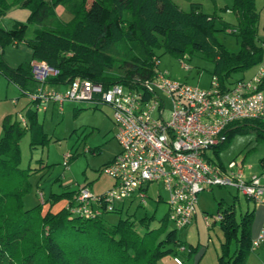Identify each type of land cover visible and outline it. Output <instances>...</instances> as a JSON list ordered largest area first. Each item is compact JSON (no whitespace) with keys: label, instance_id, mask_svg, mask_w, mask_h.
<instances>
[{"label":"trees","instance_id":"obj_1","mask_svg":"<svg viewBox=\"0 0 264 264\" xmlns=\"http://www.w3.org/2000/svg\"><path fill=\"white\" fill-rule=\"evenodd\" d=\"M58 5L71 18L55 19L48 25L46 21L54 16ZM12 6L26 8L29 14L25 22L12 29L0 28V74L26 94L33 93L36 85L30 62L12 67L2 51L23 40L28 24L41 25L28 45L32 59L44 61L57 71L54 77L45 79L50 83H69L79 76L108 87L134 76L148 78L154 72V50L161 49L177 58L200 52L212 62L211 75L224 87L233 73L253 67L264 56L257 42L259 14L255 0H233L230 10L235 24L203 12L200 3L182 10L172 0H0V18ZM217 29L236 30L230 33L240 41L237 52L216 40ZM26 118V127L9 114L2 120L0 264H156L184 245L176 227L168 228L167 217L153 229L149 226L153 215H144L138 223L146 231L140 234L136 221L129 216L105 225L102 218L72 215L67 205L55 212L49 207L44 210L42 202L24 209L23 197L32 189L29 178L34 170L21 166L20 139L28 130L31 148L49 141L37 112L27 110ZM250 130H256V138L264 142V119L234 121L223 130L214 153L218 155L235 134ZM260 160L264 162V157ZM218 163L222 164L220 160ZM73 192L51 193L44 203L50 206L61 198L69 201ZM220 209L223 240L218 264H246L252 251L254 210L236 218L233 205Z\"/></svg>","mask_w":264,"mask_h":264},{"label":"built area","instance_id":"obj_2","mask_svg":"<svg viewBox=\"0 0 264 264\" xmlns=\"http://www.w3.org/2000/svg\"><path fill=\"white\" fill-rule=\"evenodd\" d=\"M261 46L264 49V42ZM31 66L32 76L39 82L57 72L44 61ZM157 66L158 58L154 57L151 77L134 76L108 87L75 76L63 92L38 87L28 94L33 101H54L61 106L66 100L88 101L93 107H108L111 111L120 151L102 166L101 172L113 180V185L99 194L87 185L80 186L67 200L70 213L97 219L106 213H120L126 201L141 206L153 183H161L167 191L166 217L176 228L191 223L198 193L213 186L234 187L247 199L264 205V162L260 172L255 173L243 158L219 164L207 153L221 142L223 130L230 123L264 119V56L249 78L224 87L213 75L207 88L171 80L155 69ZM20 121L25 125L23 117ZM71 157L66 153L63 165ZM221 218L218 213L215 221ZM204 220L210 224L208 215H204ZM261 246L264 223L251 238L252 250ZM177 251L187 249L181 245ZM173 261L183 263L177 256Z\"/></svg>","mask_w":264,"mask_h":264},{"label":"rangeland","instance_id":"obj_3","mask_svg":"<svg viewBox=\"0 0 264 264\" xmlns=\"http://www.w3.org/2000/svg\"><path fill=\"white\" fill-rule=\"evenodd\" d=\"M258 10L261 11L259 21L260 27L264 26V0H255ZM14 7V6H12ZM9 8L2 16H6ZM56 8V7H55ZM66 10L60 5V9H54V16L47 20L48 25H52L57 19V16ZM226 19L233 20L231 14H224ZM36 24H28L25 31V36L32 35V27ZM220 24L217 23V28ZM214 37L218 42L226 46L230 51L238 50V40L233 35L224 34L220 30L214 32ZM11 45V44H9ZM14 46L9 47L7 56L13 54ZM155 57L158 58L157 70L164 72L166 76L178 82H186L189 84L198 85L202 88H207L210 84L211 71L213 64L210 60L203 57L200 52H194L190 56L177 58L171 53L164 52L161 49L154 50ZM183 62L189 67H182ZM235 72L234 74H240ZM42 83V82H41ZM40 85V83H38ZM43 84V83H42ZM62 88V87H58ZM27 95L21 93L12 82L8 81L4 75L0 74V136L3 134L2 120L4 116L14 115L19 112L25 113L27 109L36 110L34 103H29ZM46 106L43 110L42 106ZM61 105L57 102H42L37 108L38 122L42 130L47 134L49 141L45 144H37L31 148L29 146V131L27 130L24 136L20 139L19 146L21 152V166H31L34 173L30 176L29 181L32 189L23 197V208L30 209L38 202L43 203V209L48 207L55 212L66 206V199L61 198L49 206L44 203L45 199L51 193L61 194L66 191H75L86 182L92 183V189L99 194L108 190L112 186V179L101 172L102 162L109 152L118 148L116 139L114 138L115 129L111 120L102 112L99 107H93L88 101L66 100ZM257 131L250 130L247 133L235 134L226 146L216 155L213 149L207 151L208 156L216 163L220 160L223 164H227L231 160H238L246 156V166L253 167L255 172H258L257 165L259 159L264 156V142H260L257 138ZM99 146L100 152H90V148ZM69 153L73 156L67 165H63L64 155ZM39 182V188L36 189ZM37 190V191H36ZM148 198L145 203L139 206L138 202H134L127 210L120 213H106L102 220L105 225L115 224L119 218L130 217L135 220L138 232L143 234L146 227L138 223V220L146 215L152 216L149 222L150 228H159L162 220L166 219L168 205L167 191L161 183H153L147 190ZM221 204V205H220ZM236 213V218H239L246 210L255 208L256 216L264 213V206L247 199L243 194L238 192L236 188L230 186H213L210 190H202L197 197L198 215L206 214L209 217V223L214 225L210 229H206L202 220L196 221L195 225L188 228H176L177 237L187 244H196L199 240L200 249L202 244L208 242L209 250L220 251V245L223 240L222 232L218 220L213 224L218 213H221V208L232 206ZM168 228L175 226L168 222ZM208 236L210 239L208 240ZM259 248L252 250L246 264H261L264 260V254L258 255ZM179 257L187 264L184 252H178ZM172 260V256L167 254L159 259L156 264H168ZM264 264V263H262Z\"/></svg>","mask_w":264,"mask_h":264},{"label":"crops","instance_id":"obj_4","mask_svg":"<svg viewBox=\"0 0 264 264\" xmlns=\"http://www.w3.org/2000/svg\"><path fill=\"white\" fill-rule=\"evenodd\" d=\"M172 1L182 10H188V8H189L191 3H200L203 12H205L207 14L215 13L218 17H220L225 22H228L230 24H235V16L232 13V11L230 10V7H231V5L233 3V0H172ZM223 8H225V10H223ZM58 9H60V5H58L55 8V10H58ZM256 9H257V12L259 14V21H260L261 11L258 10L257 4H256ZM28 14H29L28 9L20 7V6H14V7H12V9H10L7 12L6 16H1V18H0V28H2L4 30L12 29L16 24L25 22L27 20ZM224 14H229V15L232 14L234 16V19L233 20L226 19ZM70 18H71V14L69 12L65 11V10L61 14H59V16H57V19H60V20H63V21H68V20H70ZM40 27H41V25H37V24L32 26V27H29V28H32V30H33L32 31V35L33 36H34V32L36 31V29H38ZM223 33L224 34L233 35L234 37H236L235 34L230 33L228 31V29L225 30ZM33 36H25L24 35V38H23L22 41L14 42L11 45H7V46L4 47V49L2 51V56H3L4 60L10 66L17 67L20 63H23V62H30V64L32 65V63L37 61V60H34V59L31 58L32 50H31L30 46L28 45V42L32 39ZM236 39L238 40V43L240 44L239 39L237 37H236ZM257 42L259 44L264 42V26L260 27L259 22H258V40H257ZM12 46H14L13 50H15V52L13 54H9V57H8L7 56V50H8L9 47H12ZM238 49H239V46H238ZM231 52H233V51H231ZM256 67H257V64L254 65L253 67L245 70V71H242V73H240V74L235 75L233 73L229 77V79L227 81V84L228 83L231 84L232 82H234V81H236L238 79H247V78H249L254 73V71L256 70ZM54 76H55V74L47 76V78L48 77L52 78ZM35 81H36V83H35L36 85H35V88H34V92L37 90L38 87H42L44 90H56V91H59V92H63V91L66 90V88L68 86V83H50V82H45V80H44L42 82L43 83L42 84L41 82L37 81L36 79H35ZM38 83H40V85ZM58 87H62V88H58ZM23 94L28 96V98L30 100L29 103H34L35 104V106H36L35 109L36 110L38 108V105L43 102V101H33V100L30 99L28 94H26V93H23ZM47 102L55 104L54 101H47ZM42 107H43V110L44 109L46 110V106L45 105L42 106ZM98 107L111 120V122L113 124V127H114V129L116 131V126H115V123L113 122V119L111 117L110 109L108 107H103V106H98ZM27 110H30V109H27ZM36 110H34V111H36ZM26 111H25V113L19 112L17 115L15 114L14 115L15 118L12 117L16 121H18L20 125L25 126V127L27 126ZM20 117H23L25 119V125L20 121ZM114 138H115V133H114ZM117 144H118V142H117ZM89 150H90V152H100L101 148L99 146H97V147H94V148H90ZM119 151H120V147H119V144H118V148H115V150H113L112 152H109V156H107L105 158V160L102 162L101 166H103L104 164L109 162ZM262 157H264V156H262ZM72 158H73V156L70 159H72ZM242 158L246 162V158H244V156ZM260 159H259V163L257 165L258 172H260L261 165H262V162H261ZM248 166H249L250 171L255 172L253 170L252 166H250V165H248ZM24 167H26V166H24ZM258 172H255V173H258ZM84 185L85 186L87 185L90 189H92V183L91 182H86L82 186H84ZM112 185H113V180H112ZM39 187L40 186H39V182H38L37 186H36V189L38 190ZM66 202H67V200H66ZM133 203H134V201L133 202H131V201L124 202V207H123L124 209L123 210H127V208H129ZM262 206H264V205H262ZM252 210L255 211V208H252ZM204 215H206V214L198 215V211L196 209V213H195L191 223L188 226H186L188 228V230H189L190 227L195 225L196 221H198L199 219H200V221L202 220V223L204 224L206 229H210V228L214 227V225H212V224H209V225L206 224V222L204 220ZM214 223H216L215 220H214L213 224ZM262 223H264V213H262V215H258V216H256V214L254 213V220H253V224H252V228H251V238L254 237L257 234V232L259 231ZM209 239H210V237L208 236V240ZM219 242H222V241L219 240ZM199 244L200 243H199V240H198V242L196 244H191L190 243V244H187L185 246L187 251H182V252H184V254L186 256V260L188 261L187 264H218V260H217L218 251H216L215 246H214V249L211 251L208 248V242L207 241L204 244H202L203 248H201V249L199 248L200 247ZM191 248L193 249L192 251H190ZM178 252L179 251H175V252H171L170 253V255L172 256V260L168 264H175L174 261H173V257L174 256L179 257V255H178L179 253ZM260 254H264V246H261L259 248L258 255H256V258H259ZM181 260H183V259H181ZM184 262L185 261H183L182 264H184ZM262 263H264V260L261 261V264Z\"/></svg>","mask_w":264,"mask_h":264}]
</instances>
